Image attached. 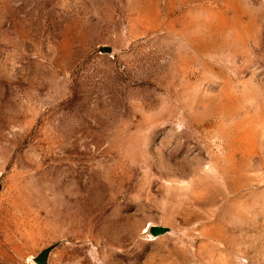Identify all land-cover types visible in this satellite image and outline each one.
Masks as SVG:
<instances>
[{"label": "rangeland", "instance_id": "obj_1", "mask_svg": "<svg viewBox=\"0 0 264 264\" xmlns=\"http://www.w3.org/2000/svg\"><path fill=\"white\" fill-rule=\"evenodd\" d=\"M53 245L264 264V0H0V264Z\"/></svg>", "mask_w": 264, "mask_h": 264}, {"label": "water", "instance_id": "obj_2", "mask_svg": "<svg viewBox=\"0 0 264 264\" xmlns=\"http://www.w3.org/2000/svg\"><path fill=\"white\" fill-rule=\"evenodd\" d=\"M104 51L108 53H113L114 49L110 46H104ZM149 231L154 237H157L171 232L172 228L163 225H151L149 226ZM54 247L55 245L45 248L41 253H39V255L34 257V261L37 264H49V257Z\"/></svg>", "mask_w": 264, "mask_h": 264}]
</instances>
